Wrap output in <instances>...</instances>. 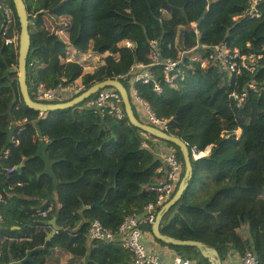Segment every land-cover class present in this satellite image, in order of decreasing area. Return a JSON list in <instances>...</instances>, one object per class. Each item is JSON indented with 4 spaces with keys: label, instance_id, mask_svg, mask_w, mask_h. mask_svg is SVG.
Wrapping results in <instances>:
<instances>
[{
    "label": "trees",
    "instance_id": "obj_1",
    "mask_svg": "<svg viewBox=\"0 0 264 264\" xmlns=\"http://www.w3.org/2000/svg\"><path fill=\"white\" fill-rule=\"evenodd\" d=\"M24 1L32 40L27 61L30 97L36 100L40 84L57 88L63 79L66 84L81 80L89 89L128 75L121 82L137 119L153 126L134 102L133 89L167 122V134L183 140L189 150L211 148L207 156L192 158V179L163 218L161 234L215 249L222 264L232 253L242 257L248 252L264 264V0L257 5L258 18L251 16L249 0ZM8 5L15 21L7 36L0 24V185L6 198L0 205V264H61L57 252L85 264H133L122 242L91 240V224L97 220L118 232L126 216L156 202L152 187L163 163L153 141L166 146L163 155L176 153L184 178L182 151L132 126L124 105L122 119L86 109L87 102L50 113L29 109L18 83L21 25L13 0ZM46 14L68 22L65 30L62 24L58 30L67 31L66 38L46 28ZM8 39L16 44L7 45ZM127 41L132 48L124 46ZM154 41L162 61L179 60L182 51L198 45L208 47L200 51L207 59L221 44L262 58L255 75L243 73L237 81L217 64L203 70L185 56V79L175 87L164 83L162 67L152 69L163 84L158 94L153 84H132L138 72L132 68L151 64ZM70 49L104 57V64L85 73L84 65L66 62ZM250 83L256 89L249 90L239 108L231 94ZM11 168L15 172L8 175ZM54 219L58 231L48 240ZM144 231L152 233V226ZM155 240L193 264H210L197 248Z\"/></svg>",
    "mask_w": 264,
    "mask_h": 264
},
{
    "label": "built area",
    "instance_id": "obj_2",
    "mask_svg": "<svg viewBox=\"0 0 264 264\" xmlns=\"http://www.w3.org/2000/svg\"><path fill=\"white\" fill-rule=\"evenodd\" d=\"M251 4L250 13L252 17H260L259 12L256 10L260 0H249ZM14 18L8 0H0V24L3 25L1 32L3 36H7L12 30ZM197 24H191V28L195 29ZM7 45L16 44V39H8ZM124 46L132 48L133 44L129 41L124 42ZM158 41L152 42V53L149 59L151 60L150 65H144L137 63L133 68V71H138L134 74L132 84L142 82L145 85L153 84L154 92L161 94L163 91V84L161 80L155 77L152 69L162 67L164 69V83L169 87H175L177 80L184 81V71L181 69V58L185 56L190 61L198 64L201 69H206L211 63L217 64L221 71L226 72L230 76H235L237 81L243 73L255 75L257 72L258 61L262 58L261 56L256 57L255 55H242L237 49L232 50L227 44H221L214 47L211 54H208V58L204 59L201 56V50L207 51L208 47L205 45H198L193 50H185L180 54L179 60L162 61L158 49ZM132 74V73H131ZM128 75L118 76L114 80L121 81ZM112 80V79H111ZM237 81L235 82L238 85ZM82 82V81H81ZM67 80L63 79L62 83L57 88H48L44 84H40L37 87L35 93V101L42 104H61L68 101L67 98L71 96H79L88 89L82 83L77 81L71 84H66ZM256 86L253 83L247 85L241 92L233 91L231 98L237 104V107H242L248 98L249 90H255ZM132 98L134 102L144 111L147 115L150 123L153 127L166 132L168 125L166 121L159 119L150 105L141 99L136 89L132 90ZM74 99V98H73ZM72 99V100H73ZM84 108L97 111H107L108 114L117 117L118 119L123 118V100L119 92L115 88H106L99 91L95 96L91 97L86 101ZM211 148H208L205 152L209 153ZM191 157L198 160L201 154L196 147L190 149ZM10 151L7 150L4 154L5 158H8ZM163 166L159 168L158 173L160 179L152 190L158 195L155 203H150L143 208L140 214L128 215L125 217L118 232H113L105 228L100 221H93L91 224L89 237L91 240L102 241L112 243L115 241L122 242L123 246L132 254L133 264H193L190 260L183 259L182 257H175L171 263L163 262L162 258L153 252H150L145 245V231L144 228L153 226L156 222V218L160 210L169 203L176 191L179 188L180 183L183 180V167L178 160L175 152L171 151L168 155L160 154ZM15 172V168H11L7 171L8 175H12ZM9 189H13L11 186ZM6 204V198L2 192L0 185V205ZM41 216L46 217L47 213H41ZM3 215L0 211V231L3 226ZM3 256L2 249L0 247V259ZM242 264H258L257 258L248 252L241 257Z\"/></svg>",
    "mask_w": 264,
    "mask_h": 264
},
{
    "label": "water",
    "instance_id": "obj_3",
    "mask_svg": "<svg viewBox=\"0 0 264 264\" xmlns=\"http://www.w3.org/2000/svg\"><path fill=\"white\" fill-rule=\"evenodd\" d=\"M13 2L16 8L17 16L20 21V25H21V33H20V39H19L20 42H19V60H18L19 62L18 83H19L20 93L22 95L24 104L29 109H32L39 113H50V112H55V111H60V110H68V109H73L83 104L88 99L95 96L101 90H104L106 88H115L122 97L126 115H127V118L130 124L150 136H153L159 140H162L168 143H172L176 145L177 147H179L182 151L184 163L186 166L185 176L182 182L180 183L176 194L174 195L173 199L169 203H167L157 215L156 222L152 226L153 236L167 245L171 244V245H176L180 247L197 248L200 250L202 256L209 260L210 264H222L221 258L219 257V254L215 249L205 247L202 245V243L196 242V241H177L173 238H167V237H164L160 231L163 218L170 211V209L180 201L183 194L187 190L189 183L193 176V167L191 163L192 157H191V153H190L187 143L153 126L144 124L139 119H137L133 111L130 94L128 90L126 89V87L123 85V83L118 80L110 79V80L97 83L93 85L92 87H90L84 93L75 97L73 100L65 102V103L42 104V103H38L34 101L30 97L29 87L27 84V61H28V57L30 54L31 44H32L30 30H29V26H30L29 14H28L27 6L24 0H13ZM97 206H99L98 203L95 204L93 207H97ZM52 225H53L54 232L51 234L48 240H51L56 234V232L58 231V227L56 226V219L52 221ZM30 257H31V253L28 255L26 260H29Z\"/></svg>",
    "mask_w": 264,
    "mask_h": 264
},
{
    "label": "crops",
    "instance_id": "obj_4",
    "mask_svg": "<svg viewBox=\"0 0 264 264\" xmlns=\"http://www.w3.org/2000/svg\"><path fill=\"white\" fill-rule=\"evenodd\" d=\"M153 144L155 146V153L156 156H160L162 152L166 150V146L163 143H160L159 141H153ZM145 245L148 248L150 252L158 254L163 262L165 263H171L175 257H179L178 254L175 253L172 249L169 247L163 246L159 244L155 237L151 232L145 231ZM56 257L60 258L61 264H85L86 260L84 259H72L67 254L62 252H57ZM225 264H242L241 263V256H239L236 253H232L229 258L227 259Z\"/></svg>",
    "mask_w": 264,
    "mask_h": 264
},
{
    "label": "rangeland",
    "instance_id": "obj_5",
    "mask_svg": "<svg viewBox=\"0 0 264 264\" xmlns=\"http://www.w3.org/2000/svg\"><path fill=\"white\" fill-rule=\"evenodd\" d=\"M45 22H46V28L48 30H50L51 32L59 33L60 35H62L63 38L67 37V31H60V32L58 31L59 27H61L60 26L61 24L63 28H60V29H64V30L66 29V26L68 24L67 21L64 20V21L57 22L53 17L46 14ZM68 55L69 57L68 59H66V62H78L81 65H84L85 73H92L95 69H97L98 67L104 64V57L95 56L91 52L87 54H79L73 49H70L68 52ZM77 82L82 84L81 80H78ZM240 135L241 133L239 132L238 136ZM50 167H51V164L49 163L48 168L50 169Z\"/></svg>",
    "mask_w": 264,
    "mask_h": 264
},
{
    "label": "bare ground",
    "instance_id": "obj_6",
    "mask_svg": "<svg viewBox=\"0 0 264 264\" xmlns=\"http://www.w3.org/2000/svg\"><path fill=\"white\" fill-rule=\"evenodd\" d=\"M205 155H206V153H203V154L200 155V157H201V158H202V157H205Z\"/></svg>",
    "mask_w": 264,
    "mask_h": 264
},
{
    "label": "clouds",
    "instance_id": "obj_7",
    "mask_svg": "<svg viewBox=\"0 0 264 264\" xmlns=\"http://www.w3.org/2000/svg\"><path fill=\"white\" fill-rule=\"evenodd\" d=\"M210 151H211V149H210ZM210 151H209V152H210ZM204 153H205V152H204ZM208 154H209V153H206V155H208ZM206 155H205V156H206ZM199 159H200V158H199Z\"/></svg>",
    "mask_w": 264,
    "mask_h": 264
}]
</instances>
